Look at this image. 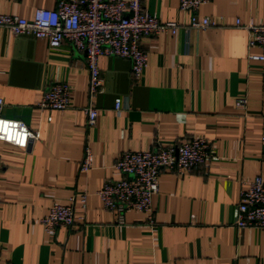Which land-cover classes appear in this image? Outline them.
I'll list each match as a JSON object with an SVG mask.
<instances>
[{"label": "crops", "instance_id": "0c3cea01", "mask_svg": "<svg viewBox=\"0 0 264 264\" xmlns=\"http://www.w3.org/2000/svg\"><path fill=\"white\" fill-rule=\"evenodd\" d=\"M57 1L0 0V15L31 20ZM141 4L179 30L141 39L147 67L137 83L128 60L99 57L103 88L92 99L85 58L68 43L53 50L0 28L1 115L40 134L26 150L0 142V264H264V231L234 225L241 183L257 176L264 183V64L247 59L259 51H249L235 23H260L264 0H209L197 14L215 26L204 30L188 28L191 15L179 11V0ZM56 83L69 87V109L42 110L44 92ZM116 98L129 109L116 114ZM242 98L244 107L237 105ZM89 104L98 112L94 127L83 113ZM191 137L208 142L210 160L181 176L160 171L152 225L136 211L117 224L96 196L123 177L113 169L117 157ZM86 148L92 166L83 173ZM71 197L74 226L44 233L40 219Z\"/></svg>", "mask_w": 264, "mask_h": 264}, {"label": "built area", "instance_id": "2783aa9c", "mask_svg": "<svg viewBox=\"0 0 264 264\" xmlns=\"http://www.w3.org/2000/svg\"><path fill=\"white\" fill-rule=\"evenodd\" d=\"M209 0H179V11L191 15L189 29L204 30L215 26L209 17H198L199 9ZM236 27L247 33L249 52L247 59L264 64V18L256 24L249 20ZM0 28L13 36L30 35L45 40L50 49H58L64 42L82 54L89 74L88 97L102 93L103 79L98 68L99 57L123 58L130 63L132 80L137 83L147 67V54L141 47V39L155 37L162 33L174 35L179 25L174 22H161L144 12L141 0H58L53 10L37 9L31 20L17 16L0 15ZM244 107L246 99L237 100ZM3 101L0 99V142L13 148L26 150L30 141L38 140L40 134L31 131L21 121L4 118L1 115ZM39 107L47 112H62L70 107V89L66 84L50 85L41 99ZM129 109L128 100L116 98L113 111L120 114ZM86 125L94 127L97 110L89 104L83 109ZM47 117V122L51 121ZM264 150V137L261 139ZM211 158L208 142L200 137H191L180 143L145 152L126 151L114 162L113 169L122 175L121 180L106 182L96 192L102 207L116 213L117 224L124 223L127 211H136L152 219V199L158 193L159 173L167 170L181 176L202 167ZM92 166V153L85 149L80 171L88 172ZM80 207L86 209V195L77 196ZM71 197L69 205L54 204L40 219L44 233L53 235L59 228L74 226L75 217ZM83 221L84 216L77 218ZM235 227L264 231V183L260 176L241 183L239 202L236 207Z\"/></svg>", "mask_w": 264, "mask_h": 264}]
</instances>
